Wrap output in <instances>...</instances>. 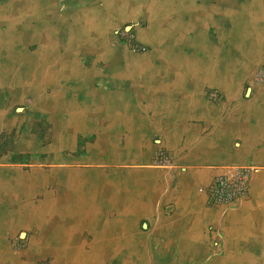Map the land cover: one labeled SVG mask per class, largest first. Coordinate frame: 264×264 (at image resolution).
Returning <instances> with one entry per match:
<instances>
[{
  "label": "crops",
  "instance_id": "0c3cea01",
  "mask_svg": "<svg viewBox=\"0 0 264 264\" xmlns=\"http://www.w3.org/2000/svg\"><path fill=\"white\" fill-rule=\"evenodd\" d=\"M235 4L264 25V0H0L1 264H264V48L217 47ZM231 165L248 197L208 205Z\"/></svg>",
  "mask_w": 264,
  "mask_h": 264
},
{
  "label": "built area",
  "instance_id": "2783aa9c",
  "mask_svg": "<svg viewBox=\"0 0 264 264\" xmlns=\"http://www.w3.org/2000/svg\"><path fill=\"white\" fill-rule=\"evenodd\" d=\"M125 40L135 52H146L148 46L137 40L132 26L114 31ZM252 166H225L208 183L199 186L198 190L206 198L208 205H230L248 197L251 189Z\"/></svg>",
  "mask_w": 264,
  "mask_h": 264
},
{
  "label": "bare ground",
  "instance_id": "6f19581e",
  "mask_svg": "<svg viewBox=\"0 0 264 264\" xmlns=\"http://www.w3.org/2000/svg\"><path fill=\"white\" fill-rule=\"evenodd\" d=\"M182 1V0H181ZM204 1V0H203ZM13 2V1H12ZM114 2H112L111 4H113ZM259 3V2H258ZM257 3V4H258ZM108 4V3H106ZM115 4V3H114ZM113 4V5H114ZM119 4V3H118ZM191 4V3H190ZM183 5V4H182ZM188 6V5H187ZM186 6V7H187ZM235 8H238L237 10H234V15H233V20H232V31L228 33L226 32V30L221 29L220 31V37L221 40H224L227 38H230L232 36L233 40L231 44H229L231 46V48L235 51H237L239 54H249V65L253 66L255 64V60H258V58H253V57H257L258 54L256 53H260L261 55V49H263L264 47H259L258 45H256V43L254 42H264V25H261L260 23L258 24L257 21L256 23L253 25L252 21H249L248 18H246V14L249 11L246 7L243 8H239L237 5H234ZM185 7V6H184ZM202 8V7H201ZM213 8V7H212ZM227 8V7H226ZM261 8H263L264 10V6ZM192 9V8H191ZM212 10V9H211ZM214 10V8H213ZM204 11V10H203ZM233 11V10H232ZM231 11V12H232ZM251 12V11H250ZM195 13V12H194ZM210 13V12H209ZM208 13V14H209ZM230 13V12H229ZM233 13V12H232ZM212 14V13H210ZM197 15V14H196ZM192 16V15H191ZM201 16V15H200ZM197 17V16H196ZM236 17V18H235ZM244 17V19H243ZM211 18V17H210ZM243 19V20H242ZM213 21V20H212ZM203 23V22H202ZM256 24H258L259 26H257ZM203 25V24H202ZM204 26V25H203ZM262 27V28H261ZM205 28V27H204ZM202 31V30H201ZM200 38V37H199ZM1 39V38H0ZM206 37L203 36L202 38V47H204V49L206 48L205 45H207L206 43ZM206 43V44H204ZM246 43V44H245ZM222 41L218 44V48L221 46ZM254 44V45H253ZM260 44V43H258ZM229 46V47H230ZM209 47V46H208ZM212 47V46H211ZM216 47V46H215ZM213 49V48H212ZM215 49V48H214ZM213 49V50H214ZM259 50V51H256ZM205 51H209V49L207 48V50ZM223 51H226V47H223ZM228 51V49H227ZM216 52V51H215ZM230 53V52H229ZM260 57V56H259ZM71 259L74 262L76 257L79 256L78 261L81 260H85L87 263L85 264H94L96 261H98L97 259H100L98 255L95 254H81V253H77V254H70ZM89 255V258H87V256ZM87 258V259H86ZM1 259H9V260H14V262L19 259L18 255L15 254H11L9 252H1L0 253V261ZM58 260L59 264H66V261H62L61 259H59V256L56 258V261ZM12 262V261H11ZM20 262V261H18ZM62 262V263H61ZM17 263V262H16ZM24 263V261H23ZM12 264V263H11ZM97 264V263H96Z\"/></svg>",
  "mask_w": 264,
  "mask_h": 264
},
{
  "label": "rangeland",
  "instance_id": "374dc122",
  "mask_svg": "<svg viewBox=\"0 0 264 264\" xmlns=\"http://www.w3.org/2000/svg\"><path fill=\"white\" fill-rule=\"evenodd\" d=\"M112 2H114V1H111L110 3H112ZM236 5V4H235ZM244 7V6H243ZM242 7V8H243ZM240 8V7H239ZM248 13H250V11L249 12H247V14ZM247 14H246V16H247ZM128 26H132V29L134 30V34H135V36H136V38H137V40H139V38H138V35H137V29H138V27H140V26H142L143 24L141 23V24H139V23H130V24H127ZM127 25H122V26H120V27H118V28H116L115 30H117V29H123L124 30V28L125 27H127ZM232 27V26H231ZM114 30V31H115ZM225 30V29H224ZM220 31H221V28H220V30L218 31V40H219V43L221 42V41H223V40H221V37H220ZM113 34H114V36H115V38L116 39H120V40H122V41H125V40H123L122 38H120V36L119 35H117V34H115V32H113ZM140 41V40H139ZM141 42V41H140ZM254 43H256V45H260L259 47H264V42H258V43H260V44H258L257 42H254ZM0 44H1V42H0ZM254 45V44H253ZM2 46V45H1ZM230 46V45H229ZM229 49H231V46L230 47H228ZM231 52V51H230ZM234 56H237L239 53L237 52V51H235V50H232V52H231ZM256 61H258V60H256ZM256 61H255V63H256ZM248 65H249V61H248ZM249 67L250 68H253L254 66H250L249 65ZM257 69H258V72L261 74V79H264V60H261L260 62H259V64L257 65ZM15 255H18V256H20L19 254H17V253H14ZM59 256L60 258H61V260L62 261H66L67 263L66 264H70L69 262H70V260H71V257H70V255H69V253H61V254H59V253H55V257L56 256ZM95 255H98L99 256V258L100 259H97L99 262H101L102 261V258L105 256V254H95ZM254 257L256 258V259H259V258H261V259H263L264 260V251H262L261 253H255V255H254ZM6 259H1V261H0V264L2 263V262H4ZM56 260V259H55ZM62 263V262H61ZM75 264H76V262H74ZM56 264V263H55ZM57 264H59V263H57ZM77 264H81L80 262H78Z\"/></svg>",
  "mask_w": 264,
  "mask_h": 264
}]
</instances>
